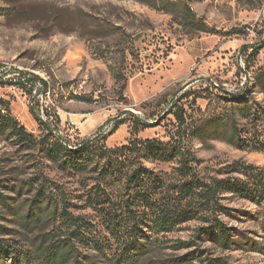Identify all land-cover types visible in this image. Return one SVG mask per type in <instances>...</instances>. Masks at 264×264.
<instances>
[{
  "label": "rangeland",
  "instance_id": "obj_1",
  "mask_svg": "<svg viewBox=\"0 0 264 264\" xmlns=\"http://www.w3.org/2000/svg\"><path fill=\"white\" fill-rule=\"evenodd\" d=\"M182 3L204 28L182 25ZM113 69L126 78L123 91ZM0 100L35 140L24 144L0 130V242L11 246L0 264H24L18 255L33 254L47 234L62 238L69 229L62 211L86 222L79 259L111 264L106 256L118 242L105 213L119 212L128 198L125 173L137 163L116 157L113 169L95 155L84 167L64 164L48 149L54 137L71 145L97 139L105 148L147 138L177 143L201 182L242 186L219 192L227 212L211 216L230 230L229 247L214 241V222L200 217L211 212L162 231L145 213L144 262L200 264L194 255L264 264V191H245L264 182V0H0ZM118 120L124 123L113 129ZM137 120L147 126L133 133ZM140 161L165 195L187 179L179 157ZM95 241L112 249L102 254Z\"/></svg>",
  "mask_w": 264,
  "mask_h": 264
},
{
  "label": "trees",
  "instance_id": "obj_2",
  "mask_svg": "<svg viewBox=\"0 0 264 264\" xmlns=\"http://www.w3.org/2000/svg\"><path fill=\"white\" fill-rule=\"evenodd\" d=\"M175 3V2H173ZM182 25L190 28H204L200 18L192 12L190 7L182 3L180 4ZM113 77L120 84V90L123 91L126 87V78L120 70L113 69ZM19 83V82H15ZM19 85H22L21 83ZM7 106L5 102L0 100V130H9L10 133L15 136L19 142L24 144H31L35 142L32 133L26 132L24 126L20 125L17 120L8 114ZM177 117L183 122V117L177 113ZM36 120L45 125L38 117ZM123 120H118L113 129H116L119 125L123 124ZM138 125L146 127L147 124L137 120V123H133V133L138 130ZM54 137V136H53ZM95 140H89L86 142H79L74 145L64 144L62 140L54 137V142L48 148L50 151L63 158V163L78 167H84L92 161L95 155L107 158V163L111 167L118 166V162L122 163L133 157L134 163H137L135 168L129 173H125L124 189L128 195V198L123 201L119 206V212H106V225L108 227L109 234L115 239L118 244L113 253H110L107 257L111 264H179L177 262H155L142 260L147 250L146 242H143L142 237L143 226L146 225L144 220L145 216L149 214L150 222L156 230H170L175 223H181L188 219L198 216L199 212H211L206 216H200L206 221L214 222L213 237L220 246L227 248L232 243L230 239V230L221 222L215 218H211L217 211H223L226 213V209L217 202L218 193L223 190H240L242 186L238 182H232L230 180L214 179L210 184L201 182L194 177L193 172L190 171L188 166L189 151L185 150L183 146L175 144L173 142H162L156 139H144L130 140L126 145H122L115 148H105L99 145ZM114 155V156H112ZM145 155L153 156L160 160H169L175 157H179L181 167L180 171L187 179L180 184L171 185L176 194L165 195V190H162L163 182L160 178L153 174V172L142 165L140 158ZM116 157H120L123 160H118ZM114 159V160H112ZM247 170H253L252 166H245ZM251 173V172H250ZM250 193H257L261 197V193L264 191V182L258 183L257 186H253L252 189H248ZM164 193L159 198H155V194ZM256 194V195H257ZM103 200H95L94 205H102ZM184 204V205H183ZM100 209L102 210L103 208ZM38 212H41L48 218H53L54 212L49 211L47 206L41 208L37 206ZM142 209V210H140ZM30 213L32 210L30 209ZM34 215V218H37ZM36 216V217H35ZM33 217V216H32ZM61 220L69 227L68 232L64 233L62 238H57V235H45L41 244H39L33 254L23 252L20 257L18 255V261L24 262V264H97L96 262H82L78 256V250L76 248V241L84 238L81 228L86 229L85 220L79 216H71L64 211L60 212ZM33 219V221H35ZM55 219V216H54ZM43 242H46L43 245ZM96 249L104 253L105 248L112 249L108 244L95 241ZM8 244L0 242V253L9 250ZM185 258L184 260H188ZM199 261L200 264H217L215 260L209 258H198V256L192 257ZM220 264H226L225 262Z\"/></svg>",
  "mask_w": 264,
  "mask_h": 264
},
{
  "label": "built area",
  "instance_id": "obj_3",
  "mask_svg": "<svg viewBox=\"0 0 264 264\" xmlns=\"http://www.w3.org/2000/svg\"><path fill=\"white\" fill-rule=\"evenodd\" d=\"M64 144L71 145L70 142H66L65 140H62Z\"/></svg>",
  "mask_w": 264,
  "mask_h": 264
}]
</instances>
